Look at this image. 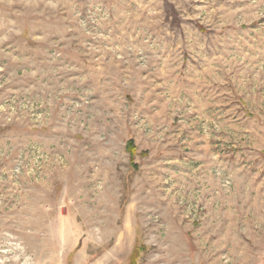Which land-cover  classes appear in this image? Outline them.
<instances>
[{
    "label": "rangeland",
    "instance_id": "obj_1",
    "mask_svg": "<svg viewBox=\"0 0 264 264\" xmlns=\"http://www.w3.org/2000/svg\"><path fill=\"white\" fill-rule=\"evenodd\" d=\"M0 264H264V0H0Z\"/></svg>",
    "mask_w": 264,
    "mask_h": 264
},
{
    "label": "trees",
    "instance_id": "obj_2",
    "mask_svg": "<svg viewBox=\"0 0 264 264\" xmlns=\"http://www.w3.org/2000/svg\"><path fill=\"white\" fill-rule=\"evenodd\" d=\"M126 145H127L126 146L127 150H129L131 152V154H132L133 149H134V147H133V140L132 139H129V141L127 142Z\"/></svg>",
    "mask_w": 264,
    "mask_h": 264
}]
</instances>
